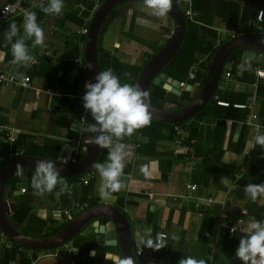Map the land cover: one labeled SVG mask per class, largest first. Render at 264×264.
I'll use <instances>...</instances> for the list:
<instances>
[{
  "label": "crops",
  "instance_id": "0c3cea01",
  "mask_svg": "<svg viewBox=\"0 0 264 264\" xmlns=\"http://www.w3.org/2000/svg\"><path fill=\"white\" fill-rule=\"evenodd\" d=\"M18 1L0 0V11L6 4L17 3ZM100 1L105 2L106 0H63L61 14L46 15L38 7L40 0H24L28 11L36 13L37 23L44 30L43 47L32 48L31 41L26 42L30 54L33 56V61L29 67H17L10 63L12 59L11 45L5 46L4 38V33L12 22L17 24L20 28V35H23L24 14L11 15L5 23L0 24V74L13 75L19 80L16 83L11 82L0 86V128H15L16 141L18 138L23 139L19 149L15 147L16 141L11 144L4 143L8 144V148L4 149L1 147L3 142L0 139V163L6 158L11 162L22 157L45 158L53 162H60L65 140L80 136V130L77 127V125H80L79 108L73 105H81V102L83 104V101L75 94L80 91L78 83L82 82L83 79L84 83H81L83 88H80L83 93L84 84L89 80L85 53L87 34L90 24L99 9L98 3ZM178 1L174 2L178 5ZM184 1L188 3L193 11L192 0ZM47 2L48 0H44L45 5H47ZM181 7L182 5H179L180 9ZM260 10H264V0L260 2ZM194 13L196 16L192 21L199 16L198 12ZM110 17L112 18L109 19ZM108 19L109 21H107ZM185 19H187L186 16ZM262 22L260 23L257 15L254 14L253 22L250 21L249 23L250 31L253 33L251 35L258 36L255 34H260V36H264ZM212 23L211 27L216 29L219 35H222L220 36L222 39L224 38L222 42L232 40L229 38V34L243 32L245 36H249L242 26L238 30H228L227 21L222 16L215 17ZM199 24H201L202 30L207 28L206 24L201 22ZM112 25L116 31V38L111 48H104L103 45L98 48L99 58L102 57L108 60L104 62V65H109L113 59H117L116 61L119 60L124 65L139 67L149 57L157 54L159 48L166 46L172 38L173 34L171 35V32L174 33L176 21L169 15L164 19H159L151 15L150 10L142 6V1H130L117 5L112 14L105 20L100 30L101 34L99 33V36L103 34L102 40L105 39L104 34ZM84 29L88 30L86 34H82ZM253 30L255 32H252ZM137 34H139V37H137ZM210 44H214V49L219 50L225 43L216 46V42L213 41ZM217 51L213 54L212 60ZM106 53L110 54V57L107 58ZM259 54L263 56L259 58ZM210 56L211 52L198 56L199 62L194 64L193 68L200 64L199 74L208 73L211 65L208 61ZM242 57L238 74L234 75V78H242L243 76V62L247 58L245 51ZM203 61L205 63L202 65L201 62ZM229 63L233 67V61ZM256 68L264 70V53H257L254 65L248 67L246 75L253 76ZM114 74L119 77L122 83L123 79L120 73L114 72ZM25 76L31 78L30 87L20 84V80ZM168 76L176 80L171 75ZM221 81L216 90L221 98L222 96L236 97V94H242V97L245 94L248 97L250 94L249 89L237 90L235 85L226 80L224 75H222ZM244 81L251 82L245 79ZM179 82L187 85L185 89L181 90L183 93L185 91L189 92L190 98H196L199 95L202 88V86L198 88V84L201 85L199 78L196 82L190 79ZM49 89L59 90L61 95L49 94ZM165 91L167 92L166 99L160 102V107H155L165 110H177L173 107V104L181 102L184 105L187 102L185 98L178 101V95L174 94L176 97H172V92L166 89ZM260 103L258 96V116ZM205 108L204 119H200L202 115L199 117L196 115L182 125H175V127H183L187 138L191 128L193 130L194 128L197 129L195 131L197 137H194L191 142H193L194 147L199 145L198 150L202 148L199 153L204 154L206 151L211 150L212 145H208L206 140L202 138L215 134L216 131L220 130V133L223 134L222 149H228L223 153L222 158L223 163L228 166V170L231 171L232 167L238 169V173L241 168L248 167L246 172L241 175L242 177L253 166L260 176H264V147L257 145L254 139L257 133L264 132V129L256 132L249 126L246 146L243 151H239L238 146L232 144V141L237 142L240 138L243 123L235 122L232 119L223 121L224 118L222 119L221 114L224 115L226 112L216 108L213 101H210ZM260 121L264 123L262 119ZM91 123L90 117L88 124ZM149 125L151 126V124ZM86 135L89 136L91 133L87 131ZM147 142L148 136L142 134L140 129L131 137H125L123 141H120L125 146L123 150L125 155L124 164L131 169L124 178L122 189L117 195H113V198H100L98 189L101 179L96 170L95 176L89 182V184H94L92 193L88 192L89 184L85 185L81 180L88 177L87 175H83L82 178L78 179L61 176L62 179L69 181L70 191L64 194H58L57 191H54L45 194L43 197L35 194L31 186V178L16 180L15 177L6 184L7 186L10 183V186L7 187V191L10 193L7 194L5 191L4 197L11 203L16 204V211L19 207H23L24 210L29 208V211L22 223H18L12 218L14 213L10 212L11 210L6 214V218L24 235L45 239L59 233L69 222L86 210L97 206H111L128 219L135 256L137 255L136 246L138 242H146L148 239L155 242L160 233H167L169 237L164 241L167 245L153 253V257L162 260L164 264H179L181 258L188 256L198 260L204 259L207 264H243L235 256L239 239L233 240L234 237L231 236L246 234L247 224L258 219L252 216L249 211L253 202L250 197L245 195L243 191L245 185L238 182L240 178H235L237 173L232 179L223 177L220 181L215 169L206 168L202 162L203 159L197 158L196 154L185 155L184 158L170 165L168 164L170 161L169 154L185 152L187 147L178 145L174 140H163L157 142L155 149H151V147L148 150L147 145L149 143ZM115 143L116 141H114ZM193 148L191 149L192 152ZM147 150L148 153H145ZM3 152L6 155H3ZM16 152H22V155L16 156ZM81 157L82 154L79 155V159ZM169 165L168 177L164 179L163 173ZM24 183L28 184L26 193L20 192L19 195H15V192L24 187ZM190 183L198 186L196 195L205 199L204 201L201 199L198 206L182 203L180 199L181 196L187 194L186 184ZM11 193H13V196ZM87 193L90 194L88 197L86 196ZM84 198H87L88 202L85 201L87 203L81 201ZM76 202L88 204L89 207L81 214L69 218L67 213ZM91 202L96 203L90 204ZM259 205L264 207V197L260 198ZM203 209L206 210L205 213ZM222 213L227 216L228 225L235 226L242 223L243 227L242 231L233 234L229 230L220 233L219 244L214 246V237L218 232V215ZM110 220L106 217L93 219L69 243L51 250L34 251L10 240L13 243V248L0 247V264H3L1 261L5 254L3 251L16 249L17 245H19L17 252L8 255L10 257L8 264H24L25 258L31 259L30 264H36L44 258L42 256L45 253L53 251H69L70 256L67 260H64L69 264H122L125 258L121 244L107 245L109 242L106 240L105 235L100 232L97 233L98 230L93 226L95 221L105 224ZM149 229H151V233H149ZM228 234L231 236L227 237ZM173 235L180 237L179 243L172 239ZM116 238H119L117 230ZM20 247L22 250H19ZM226 247H228L227 251L224 252ZM108 255L112 257L107 258ZM175 256L177 257L174 258ZM137 258L145 264L142 258Z\"/></svg>",
  "mask_w": 264,
  "mask_h": 264
},
{
  "label": "clouds",
  "instance_id": "9594fccd",
  "mask_svg": "<svg viewBox=\"0 0 264 264\" xmlns=\"http://www.w3.org/2000/svg\"><path fill=\"white\" fill-rule=\"evenodd\" d=\"M142 6L150 10L151 15L164 19L172 10V0H142ZM38 7L46 15H58L62 12L63 0H48L47 5L44 0H40ZM22 27L23 35L21 36L17 24L15 22L9 24L4 33L5 46L11 45L12 59L10 63L12 65L29 67L33 56L30 54L26 42L30 40L32 48L43 47L44 30L37 23L35 12H25ZM14 38L16 39L14 40ZM124 75L131 78L130 73ZM85 89L82 98L83 108L90 112L94 123L89 124L84 132V137L92 142L86 132L95 133L94 144L100 149H108L107 161L105 163L97 162L93 166L101 179L98 189L100 198L110 199L113 198V193L119 192L123 187L120 177L125 166L123 151L125 146L120 141H123L125 137H131L138 129L148 126L151 122L146 103L148 94L135 85L121 83L111 68L99 71L94 83H85ZM78 127L80 130V125ZM254 139L257 145L264 147V132H258ZM114 141H116L115 144ZM15 175L21 179L24 178L23 168L20 164L16 165ZM31 186L35 194L41 197L54 191H57L58 194L70 191L68 182L61 178L55 163L50 160L37 161L34 174L31 177ZM243 191L255 203L258 198L264 197V183H249L244 186ZM148 231L151 233V229ZM245 233L239 239V245L235 252L236 258L243 264H264V221H250L246 226ZM172 239L179 243L180 237L173 235ZM166 245L160 241L159 236L155 242L152 239L145 242V246L155 250L164 248ZM122 264H132V261L125 259ZM179 264H207V261L188 256L181 258Z\"/></svg>",
  "mask_w": 264,
  "mask_h": 264
},
{
  "label": "water",
  "instance_id": "95a60500",
  "mask_svg": "<svg viewBox=\"0 0 264 264\" xmlns=\"http://www.w3.org/2000/svg\"><path fill=\"white\" fill-rule=\"evenodd\" d=\"M130 1L138 2L142 0H106L105 2L100 1L98 3L99 9L90 24L85 49L90 82L94 83L96 75L99 71H101L99 66L98 50L100 30L104 25L105 20L112 14L117 5ZM168 15L176 21V28L174 29L172 38L161 51L155 54L150 61L144 64L138 79L137 87L148 94L146 103L148 105V112L151 119L163 123L178 124L195 117L207 106L210 101H212L211 98L219 87L218 84L222 79L223 72L231 68V63L227 61L235 50H243L247 53V58L243 62V75H246L248 67L254 65L257 53H264V36L249 35L237 37L223 44L211 62L199 95L185 107L178 108L177 110H165L163 108H157L152 104L149 99V92L154 84L172 92L173 94L178 95L180 93V82L178 80H173L165 73H162V71L167 63L175 57L186 36L185 16L173 0L172 10ZM105 55L107 58L110 57V54L108 53ZM88 137L92 139V142L88 145L87 153L78 165L71 166L62 164L61 162H54L56 169L60 172L62 177H78L88 173L94 168L93 165L97 163L103 149H100L99 146L94 144L95 133H91ZM65 151L66 147H63L61 156L64 155ZM38 160L47 159L22 157L9 162L0 172V230L4 232L10 240L22 247L34 251L51 250L69 243L72 238L79 234L83 227H85V225L93 219L106 217L111 220L105 224H100V221L94 222L93 226L98 230L96 232H100L105 235L106 240L109 242L107 245H117L120 243L124 258L131 259L132 264H144L133 253V242L128 219L124 214L111 206H97L86 210L74 220L69 222L59 233L51 238L38 239L29 237L18 231L6 218V214L9 213L10 210L12 213L16 212V204L11 203L4 197L5 191L7 190L6 184L11 179L16 177L15 171L17 164H20L23 169H35V165ZM23 186L26 188L28 187V184L24 183ZM19 194L20 191L15 192V195ZM116 230L119 235L118 239L116 238ZM110 257L112 256H107V258ZM36 264L69 263L57 258H43Z\"/></svg>",
  "mask_w": 264,
  "mask_h": 264
},
{
  "label": "trees",
  "instance_id": "16d2710c",
  "mask_svg": "<svg viewBox=\"0 0 264 264\" xmlns=\"http://www.w3.org/2000/svg\"><path fill=\"white\" fill-rule=\"evenodd\" d=\"M260 2L261 0H192V9L194 12H198L199 16L194 21H192V19H188V18L186 19L185 39L180 49L176 53L175 57L172 58L167 63V65L164 67L163 72L167 73L168 75H171L172 77H174V79L183 82V81L190 79V72L193 68V65L199 62L197 59L199 55H205L211 52V56L210 58H208L209 63H211L213 54L218 49H214L213 47L214 44H210V42L214 41L215 43L218 38H220L222 41L224 40V38L222 39L220 37L222 35H219V32L216 29H213L211 27L213 25L212 23L213 20L217 16H220V17L222 16L223 19H226L227 24H228V30L230 31L238 30V28H241L242 26L244 31H247V35L253 34L250 31L249 23L250 21L251 23L253 22L254 14L258 15ZM199 22H201L202 24H206L207 28L202 30L201 24H199ZM262 24L264 25V21L262 22ZM252 32H255V30H253ZM255 35L260 36V34H255ZM223 43H226V42H223ZM163 47L159 48L158 52L162 50ZM243 52H244L243 50H235L228 59L229 62L233 61V67L231 68V72L235 76L236 74H238L237 72L242 62ZM152 57L153 56L149 57L147 61L144 62V64L150 61ZM116 60L117 59H113L111 64L104 65V62H107L108 60L100 57L99 66H100L101 71L111 68L114 72L120 73L121 78L123 79L122 83H129V84L136 86L139 76L144 67V64H142L139 67H134L131 65L130 66L124 65L119 60L118 61ZM204 63H205L204 61L201 62L202 65ZM199 67H200V64L199 66L194 67L196 68V75H198L194 82L198 81V78H199V80L201 81L200 82L201 86H203L207 73L204 72V74L203 73L199 74L198 72ZM125 73H130L131 78L129 79L128 77H126L124 75ZM235 79H242V80L245 79V80L252 82L254 80V76L247 74L245 76L243 75L242 78L237 77ZM81 83H84L83 79H82V82L80 81L78 83L79 90H81L80 89L81 87L83 88ZM151 88L153 89V92L151 93V95L153 96L151 97V95H149V99L154 106L160 107L159 104L160 102H163L166 99L167 92L165 91V89H163L162 87H159L158 85L153 84ZM78 94L79 92L76 93L75 96H77ZM236 95H237L236 97L222 96V98L231 103L245 102L247 99V95L245 96V94H244V97H242L243 96L242 94L241 95L236 94ZM257 95L259 96V100L261 101L260 103L261 105L259 108V117L260 119L264 121V79L261 80L259 84ZM171 96L176 97L174 94H172ZM184 98L187 100V102L184 105H182V107L189 105L195 99V98H190L189 92L187 91L183 93V99ZM73 106L79 108V114H80L81 108H83L82 102H81V105L74 104ZM216 108L222 109V111L226 112L224 115L221 114L222 119L224 118L223 121H225L226 119H232L235 122L243 123V130L241 132L240 138L238 139L237 142L232 141V144L238 146L239 151H243L244 147L246 146V142L248 139V132L250 129L249 126L245 125L246 118H247V111L235 109L232 107L221 108V107L216 106ZM205 109L206 108H204V110L200 111L197 114L198 117L202 115L200 119H204L203 113L206 112ZM91 122L94 123L92 119H91ZM183 123L185 122L178 123V124H170V123H163V122H159V121L151 119V122H150L151 126L148 125V126L140 128V131H142V134H145L146 136H148V142H147L149 143L147 145L148 150L151 147H152L151 149L153 148L155 149L158 141L174 140L175 142H177L178 137L175 133V125H182ZM195 131H197V129L194 128L193 130V128H191L188 138L185 139V142L183 144L184 147H187L185 152H181V153L179 152V154H175V153L169 154L170 161L168 164L172 165L173 163H175V161H178L184 158L185 155L191 156V155L196 154L197 158L203 159L202 162L204 166H206V168L212 169V170L213 168L215 169V172L218 174V180L221 181L223 177H229L231 179L234 178V175L235 173H237L238 169H234L231 167V171H230L228 170V166L225 165L222 161V158L224 156L223 153H225L228 149L227 150L222 149L223 134L220 133V130H218V132L216 131L215 134L208 135L205 138L204 137L202 138L206 140V143L208 145H212L211 150L209 152L206 151L205 154L199 153V151L202 149L201 148L198 150L199 145H196L195 147L192 145L193 144V142H191L192 139L194 137H197V135L195 134ZM22 143H23V139L18 138L17 141L15 142V147L19 149ZM1 147H3L4 149H7L8 144L3 143ZM193 147L196 149H194ZM192 148H193V152L191 151ZM148 150L145 153H148ZM4 154L5 152H3V155ZM107 156H108V150L103 149L97 162L105 163L107 161ZM9 162L10 160L8 158L2 161L0 163V171L2 167L7 165ZM170 165L167 167V169L163 173L164 179H167L168 177L167 173L170 169ZM130 169H131L130 167H126V165L124 166L123 174L120 177L122 184L124 182L125 176L129 174ZM95 170L96 169L93 168L90 171L95 172ZM34 171L35 169H30V168L24 170L23 171L24 178L30 179ZM83 175L75 177V179L82 178ZM23 179L20 178V180H23ZM16 180H19V177L16 176ZM69 180H73V179H69ZM238 182L240 183L242 182L244 185H247L249 183L260 184V183H264V176H260L258 171H256V169H254V167L252 166V168L245 175H243ZM93 187H94V184L92 183L88 185L89 193H92V191H94ZM119 192L113 193L112 195H117ZM89 193H87L86 195L87 197L88 195H90ZM11 194L13 196V193ZM86 199L87 198H84V200L82 199L81 201L83 203H87L88 201ZM259 201H260V198H258L257 201L252 204V207L249 208V211L252 214V216H255L259 221H264V207L259 205ZM95 203L96 202H91L90 204H95ZM28 211H29V208L24 210L23 207H19L17 211L12 215V218L16 220L18 223L20 222L22 223L23 221H25ZM203 211L205 213L206 210L203 209ZM243 235L245 234H237L235 236L233 235L231 236L228 234L227 237L231 236V237H234L232 238L233 240H236V239H240V237ZM228 243L232 244L231 242H228ZM18 246L19 245H17L16 249H13L11 251H8V250L3 251L5 253L1 260L3 264H8V261H9L8 259L10 258L8 257V255L13 252H17ZM227 248L228 247L225 248L226 250H224V252L227 251ZM171 252L174 253L173 251ZM174 255H177V254H174ZM177 256H175L174 258H176ZM24 262H25L24 264H30L31 259L25 258Z\"/></svg>",
  "mask_w": 264,
  "mask_h": 264
},
{
  "label": "built area",
  "instance_id": "2783aa9c",
  "mask_svg": "<svg viewBox=\"0 0 264 264\" xmlns=\"http://www.w3.org/2000/svg\"><path fill=\"white\" fill-rule=\"evenodd\" d=\"M183 6L185 9L184 15L188 19H193L196 14L191 10L189 7L188 3L185 2L184 0H179L178 1V6ZM185 5V6H184ZM29 12L28 8L25 6L24 0H19L17 3H11V4H6L0 11V24L5 23L7 19L11 15H15L18 13H23ZM264 17V11L260 10L257 15L258 21L261 23ZM87 29L82 30V34L87 33ZM173 32H171V35ZM225 34V33H223ZM245 36V33L243 32H238L236 34H229V38L234 39L237 37H243ZM222 40L218 38L216 40V46H220L222 44ZM263 55L259 54V58H261ZM36 62V61H35ZM241 75V74H239ZM253 76L255 77V80L253 82H246L242 79H235L234 75L231 72V68L227 69L224 73V77L226 80L231 82L232 84L235 85V88L239 91L244 90V89H249L250 94L247 97L245 102H235L231 103L225 99H222L220 95L218 94H213L212 96V101L213 103L221 108H228L232 107L235 109L239 110H245L247 111V118L245 124L250 126L254 131L258 132L260 130L264 129V123L260 121L259 116H258V95L257 91L259 88L260 81L264 79V70L256 68L253 72ZM196 68H192L190 72V80L195 81L196 80ZM18 78H16L13 75H8V74H0V86L3 84L11 83V82H18ZM86 82H90L87 80ZM85 82V83H86ZM20 84L30 87L31 86V78L29 76H25L20 80ZM187 85L185 83L180 84V89H185ZM201 87L200 84H198V88ZM85 84H84V91L82 94H78L79 98L83 101V96L85 94ZM49 94H55L57 96H60L61 93L59 90H48ZM91 114L90 112L86 111L84 108H81L80 111V135L79 137H72V138H67L65 140V147H66V152L64 153L63 156L60 158V162L65 165H77V159L80 154H85L87 152V147L88 144L91 143V140L86 139L84 137V132L87 130L89 124L88 121L90 120ZM175 133L178 137L177 144L178 145H183L185 142V139L187 138V134L184 131L183 127L176 126L175 127ZM16 129L15 128H10V127H2L0 128V139L2 140L3 143H14L16 141ZM16 156L22 155V152H16ZM248 168V167H247ZM247 168H241L239 172L235 175L236 179L241 178V175L246 172ZM89 176L82 178L83 184L87 185L90 182V179H92L95 176L94 171L88 172ZM198 190V186L196 184H186V192L187 194H184L181 196L182 203L186 204H196L195 206H198V202L202 199L204 201L205 199L199 197L196 195ZM27 187H23L20 189L21 193H26ZM74 206L71 208V210L67 213V216L69 218H73L77 214H81L83 211H85L89 206L88 204H81V203H74ZM218 232H216V237H214V246H217L220 241V233H223L225 230H229L231 234L237 232V231H242V223L239 225L235 226H230L227 223V216L225 214L218 215ZM221 235V234H220ZM160 237V241L164 243L165 240L168 239V234L167 233H160L158 235ZM0 247L5 248V249H11L13 248V243L10 241L8 236L0 230ZM148 249V251H147ZM19 250H22L20 247ZM157 250L148 248L145 246V242L140 241L137 243L136 246V257H140L144 260L145 264H164V262L161 260H157L156 258L153 257V253H155ZM68 256H70L69 251H53V252H48L45 253L44 258H57V259H68ZM41 259V258H39Z\"/></svg>",
  "mask_w": 264,
  "mask_h": 264
},
{
  "label": "rangeland",
  "instance_id": "374dc122",
  "mask_svg": "<svg viewBox=\"0 0 264 264\" xmlns=\"http://www.w3.org/2000/svg\"><path fill=\"white\" fill-rule=\"evenodd\" d=\"M181 10L184 12L185 11V9L183 8V6L181 7ZM101 34V33H100ZM103 35V34H102ZM102 35H100L99 36V43H98V48L99 47H101L102 45H103V47L104 48H107V49H109V48H111L112 47V45H113V43H114V40H115V35H116V31H115V29H114V26L112 25V26H110L109 27V29L107 30V32L104 34V37H105V39L104 40H102ZM137 37H139V34H137ZM102 40V41H101ZM104 69V68H103ZM222 81H220V83H221ZM79 94H82V91L80 90L79 91ZM85 175H87V176H89V174L88 173H85L84 174V176ZM25 179V178H24ZM8 186H10V183L6 186V188L8 187ZM6 193L7 194H9L10 192H8L7 190H6Z\"/></svg>",
  "mask_w": 264,
  "mask_h": 264
},
{
  "label": "flooded vegetation",
  "instance_id": "af4514ba",
  "mask_svg": "<svg viewBox=\"0 0 264 264\" xmlns=\"http://www.w3.org/2000/svg\"><path fill=\"white\" fill-rule=\"evenodd\" d=\"M113 16V15H112ZM112 17H110L109 19H111ZM109 19L107 20V21H109ZM106 25H107V22H106ZM163 73H165V72H163ZM179 91H180V93L178 94V98H177V100L178 101H181L182 99H183V91L181 90V89H179ZM153 92V89L151 88L150 89V92H149V95H151V93ZM153 95H151V97H152ZM182 105H183V103H181V102H178V104H173V107L175 108V109H178V108H182ZM172 107V106H171ZM87 153V152H86ZM86 153L85 154H82V157L79 159V156H78V159H77V165L80 163L79 161H81L82 160V158L86 155Z\"/></svg>",
  "mask_w": 264,
  "mask_h": 264
}]
</instances>
